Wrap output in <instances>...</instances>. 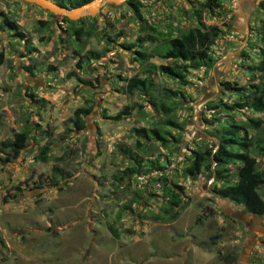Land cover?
<instances>
[{
	"label": "rangeland",
	"instance_id": "rangeland-1",
	"mask_svg": "<svg viewBox=\"0 0 264 264\" xmlns=\"http://www.w3.org/2000/svg\"><path fill=\"white\" fill-rule=\"evenodd\" d=\"M131 2L136 10L124 0L68 22L33 3L0 0V142L27 134L18 155L0 161V264H264V218L229 214L243 208L214 192V163L210 174L183 171L192 150L217 147V130L232 119L259 117L264 135V109L255 110L251 86L264 56V8L244 0H219L215 8L203 0ZM146 25L171 36L209 25L221 33L209 46L212 64L189 69L186 84L151 74L159 86L179 91L182 128L171 129L166 145L136 148L142 138L133 129L156 119L142 97L124 88L140 70L134 50L160 41ZM77 27L79 39L72 34ZM89 49L97 57L87 58ZM225 81L238 89H225ZM78 107L88 109L79 129ZM41 147L47 160L37 158ZM256 164L264 168V154ZM126 167L135 172L122 174ZM223 167L234 180L235 165ZM164 185L180 192L172 220L151 216L166 201Z\"/></svg>",
	"mask_w": 264,
	"mask_h": 264
},
{
	"label": "trees",
	"instance_id": "trees-1",
	"mask_svg": "<svg viewBox=\"0 0 264 264\" xmlns=\"http://www.w3.org/2000/svg\"><path fill=\"white\" fill-rule=\"evenodd\" d=\"M90 0H61L58 2L63 7L68 9L77 7ZM136 10L137 2L126 0ZM258 6L264 8V0L256 2ZM255 3V4H256ZM206 7L215 8L219 6V0H203ZM63 21H69L65 16H60ZM38 24L46 23L44 20H38ZM3 23L8 28L14 30L16 35L24 38L21 31L13 21L3 17ZM152 35L159 37L160 41L154 46L145 49H136L133 52V60L139 66V72L127 78L125 81V91L128 94L136 92V94L144 99L150 105L156 114L155 121L151 122L148 127H135L133 129L135 135L142 140L136 139L134 145L140 148L144 144L151 145V142L158 141L162 145H166L168 137L171 135V129H181L182 123L176 116V110L179 107L178 93L179 91L165 86H159L151 74L154 72L165 75L179 84H186L185 73L189 69L199 68L200 66H210L213 62V57L208 53L209 46L215 38L221 33V30L215 25L207 27H190L179 31L176 36H171V32L158 31L150 25L145 27ZM83 33L81 27L72 29V34L76 39H79ZM85 34H90V31H85ZM139 41L142 37H138ZM25 43H29V39L25 38ZM132 46L134 44H131ZM75 52H78L77 50ZM87 58H95L97 54L93 50L85 52ZM152 57H159L165 60V63L155 64L150 61ZM81 57L77 61L79 66ZM258 82L252 84L253 99L255 100V110L264 109V56L257 65ZM254 76H251L253 80ZM225 89L238 88L233 86V83L225 81L222 83ZM248 96H246L247 98ZM247 101V99H246ZM245 105V104H243ZM239 103L227 106V109L239 107ZM132 105L124 106V109L115 114L118 119L122 114L130 110ZM88 109L76 108L74 110V126L79 129L83 125L81 113H87ZM261 120L259 117H249L245 120L234 121L233 119L226 125H223L217 130L218 145L215 149L206 145L198 146L191 151L190 162L183 169L185 174H193L203 170L211 173V165L214 163L213 179L220 182L218 187H215L214 192L221 198H225L234 204H239L247 214L261 216L264 218V168L258 169L256 157L264 154V135L260 129ZM248 128L256 130L254 135L242 136L239 131H246ZM26 132H16L11 139L0 142V152L3 156L0 161L8 162L15 158L19 151L24 146ZM234 137H237L235 141ZM37 158L47 160L46 148L41 147L38 151ZM226 164H234L236 178L228 180L227 174L229 168L223 167ZM133 167H126L122 174L134 173ZM118 180L121 177L118 176ZM177 186H163V196L166 201L160 206V209L151 216L158 219L172 220L177 215V209L180 203V192L176 191ZM180 188V187H179ZM110 233L117 235L115 229L109 225Z\"/></svg>",
	"mask_w": 264,
	"mask_h": 264
},
{
	"label": "water",
	"instance_id": "water-1",
	"mask_svg": "<svg viewBox=\"0 0 264 264\" xmlns=\"http://www.w3.org/2000/svg\"><path fill=\"white\" fill-rule=\"evenodd\" d=\"M22 2H29L33 3L43 9H46L52 13L59 14L60 16H65L68 19H76L83 15H93L100 6L103 4L108 5H116L124 0H90L86 3H83L77 7H73L70 9H67L57 3H54L50 0H19ZM248 5H253L259 0H244ZM245 212L244 209L242 210H234L231 211L229 214L233 217L242 218V214ZM250 215V214H248Z\"/></svg>",
	"mask_w": 264,
	"mask_h": 264
}]
</instances>
